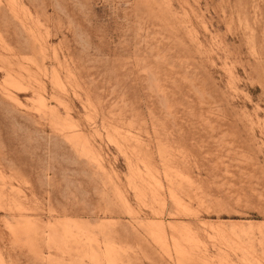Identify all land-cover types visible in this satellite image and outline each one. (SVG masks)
<instances>
[{"label": "rangeland", "instance_id": "obj_1", "mask_svg": "<svg viewBox=\"0 0 264 264\" xmlns=\"http://www.w3.org/2000/svg\"><path fill=\"white\" fill-rule=\"evenodd\" d=\"M0 264H264V0H0Z\"/></svg>", "mask_w": 264, "mask_h": 264}]
</instances>
